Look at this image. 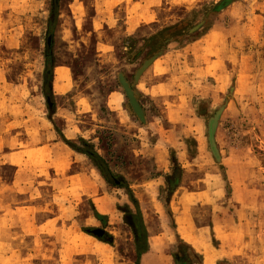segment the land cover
<instances>
[{"label": "rangeland", "instance_id": "rangeland-1", "mask_svg": "<svg viewBox=\"0 0 264 264\" xmlns=\"http://www.w3.org/2000/svg\"><path fill=\"white\" fill-rule=\"evenodd\" d=\"M118 2L0 0V264H264V0Z\"/></svg>", "mask_w": 264, "mask_h": 264}, {"label": "crops", "instance_id": "crops-1", "mask_svg": "<svg viewBox=\"0 0 264 264\" xmlns=\"http://www.w3.org/2000/svg\"><path fill=\"white\" fill-rule=\"evenodd\" d=\"M117 1L119 5H123L125 8V30L130 28L131 26H138L144 22H142V16L146 13L147 9L154 8L155 5L159 4L162 0H96V12L97 16L95 19L99 23L101 21L104 24H109L110 21L114 19V8L117 6ZM175 1V0H171ZM210 33L205 35L206 39L203 40L205 47L206 41L210 38ZM215 60V59H214ZM59 70L55 69L54 76H53V87L60 88L62 87L60 84V79L57 75ZM58 77V78H57ZM56 83V86H55ZM175 222V231L178 238L193 247L202 255L203 263L204 264H212L215 263L217 258V253L212 252L209 246L206 244L207 241H204L202 237L203 228H198L197 226H193V221L190 220L189 215L187 213L180 212L178 215L174 216ZM212 229L217 233L219 229L218 226L213 223Z\"/></svg>", "mask_w": 264, "mask_h": 264}, {"label": "water", "instance_id": "water-1", "mask_svg": "<svg viewBox=\"0 0 264 264\" xmlns=\"http://www.w3.org/2000/svg\"><path fill=\"white\" fill-rule=\"evenodd\" d=\"M153 59H154V58L152 57V58L146 60V61L143 63V65L141 66V68H139V69L137 70L135 76H138L141 72H143V70H144L145 68H147V67L150 65V63L153 61ZM120 83H121V85H122V87H123V89H124V92H125V94H126L128 100H129V103L131 104V106H132V108H133V111H134L135 114L139 117L140 120H143L142 109H141V107L139 106V104L137 103V101H136V99H135V97H134V95H133L131 89L129 88V86H128L127 83L123 80L122 77H120ZM211 122H214V128H213L212 132H210V129H209L210 125H209V127H208V140H209L210 148H211L213 154L216 156V149H215V146H214V140H213V132H214L215 125H216V120L212 119V120L210 121V123H211ZM210 123H209V124H210ZM91 232H92V234H94V235H97V236L99 235V231H98V230H92Z\"/></svg>", "mask_w": 264, "mask_h": 264}, {"label": "trees", "instance_id": "trees-1", "mask_svg": "<svg viewBox=\"0 0 264 264\" xmlns=\"http://www.w3.org/2000/svg\"><path fill=\"white\" fill-rule=\"evenodd\" d=\"M53 8H54V4H53ZM54 13V10H53ZM54 17V15H53ZM52 68H53V61L51 59V56L48 57V55H45V70H44V79L45 81H50L52 78ZM143 232L145 231L144 228H142ZM135 234V248H136V252H137V256H140V254L142 252H145L147 250V243H146V239H145V232L143 233L144 236L143 238L138 237V235L136 233ZM138 264V261L137 263Z\"/></svg>", "mask_w": 264, "mask_h": 264}, {"label": "bare ground", "instance_id": "bare-ground-1", "mask_svg": "<svg viewBox=\"0 0 264 264\" xmlns=\"http://www.w3.org/2000/svg\"><path fill=\"white\" fill-rule=\"evenodd\" d=\"M57 75L59 76V74H57ZM55 86H56V83H55ZM209 125H210V127H209L210 132H212V130L214 128V122H211ZM97 210L100 213H107L110 209H109V206L108 205L106 206V204H104V201L101 200V201L97 202Z\"/></svg>", "mask_w": 264, "mask_h": 264}]
</instances>
